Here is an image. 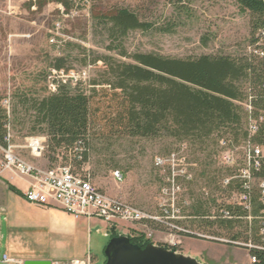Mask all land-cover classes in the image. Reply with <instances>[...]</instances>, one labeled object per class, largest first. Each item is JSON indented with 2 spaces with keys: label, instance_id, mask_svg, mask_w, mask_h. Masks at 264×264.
<instances>
[{
  "label": "rangeland",
  "instance_id": "1",
  "mask_svg": "<svg viewBox=\"0 0 264 264\" xmlns=\"http://www.w3.org/2000/svg\"><path fill=\"white\" fill-rule=\"evenodd\" d=\"M29 1L0 0V102L7 96L12 99L15 93L33 98L48 95L54 58L65 60L64 71L87 70L86 85L74 86L70 80H56L58 87L71 91L77 88L88 95L91 109L97 111L87 164L75 173L89 176L93 186L108 196L160 220L140 226L119 223L118 230L128 235L143 234L151 242L162 239L166 246L202 264H250L244 245H227L224 239L205 235V227L190 224L193 221L189 216L191 207L198 201L206 204L209 216L217 215L219 208L227 205L229 193L223 190L222 182L229 173L218 163L217 147L211 146L202 153L167 138L149 140L123 136L116 128L113 130L109 120L116 108L111 92L92 88L105 85L108 78L101 57L131 62L107 49L112 42L118 45L121 41L109 37L100 21L101 15L125 8L141 21L152 23L153 30L130 32L122 40L127 53L176 59L202 55L244 57L255 34L250 15L241 12L235 0H73L74 5L67 13L55 3L47 4L41 12L28 11L25 5ZM161 28L169 32H159ZM32 127L29 116L23 114L16 125L9 126L14 151L21 159L42 171L73 166L70 161L62 165V154L48 151L47 138L42 134L32 135ZM31 138L45 139L39 157L33 156L28 148L27 140ZM173 154L174 162L171 161ZM181 158H184L183 163ZM181 169H185L186 174L179 173ZM203 171L208 176L202 177ZM115 172L122 175L121 180L114 178ZM6 186L0 183V207L3 203L6 208L0 215L2 247L9 240L30 256L68 261L78 256L75 250L86 247L85 243L70 241L68 249L62 251V245L56 243L48 228L41 229L34 223L35 213L27 208L24 198L8 191ZM12 186L20 193L24 190L21 181H15ZM91 231L88 251L102 264L103 249L109 239L104 238L106 230L101 224ZM240 231L236 226L234 233ZM188 233L196 238L187 237ZM90 259L88 257L86 264Z\"/></svg>",
  "mask_w": 264,
  "mask_h": 264
},
{
  "label": "trees",
  "instance_id": "2",
  "mask_svg": "<svg viewBox=\"0 0 264 264\" xmlns=\"http://www.w3.org/2000/svg\"><path fill=\"white\" fill-rule=\"evenodd\" d=\"M49 3L62 6L66 13L74 5L73 0H30L25 7L28 11L41 12ZM235 3L241 12L251 17V28L255 34L248 46L255 45L258 42L257 31L264 29V0H235ZM100 21L109 37L121 41L118 45L112 42L107 49L131 60L122 62L109 56L101 57L108 78L103 83L105 85L92 86L93 89L102 88V91L105 89L111 92L115 100L116 108L112 110L109 119L113 130L116 128L117 132L128 138L171 139L194 152L205 153L209 147L216 146L217 156L221 139L235 144L249 140L252 144L264 147V56L260 58L247 53L239 58L202 55L176 59L156 54H129L122 40L130 32L153 30L152 23L141 21L136 14L125 8L101 15ZM159 32L169 31L161 28ZM262 50L264 53V46ZM64 62L62 57L54 58L52 67L57 71L65 70ZM249 96L253 97L251 104L254 119L262 118L257 132L251 137L246 131V114L239 105ZM10 101V118L0 106L1 144L7 132L6 127L16 125L19 116L23 114L31 119V134L44 135L48 151L62 154V165L70 161L74 173L82 170L87 164L97 112L91 109L88 95L77 88L71 91L66 87H58L56 92L41 98L15 93ZM227 171L230 175V171ZM205 176L208 173L203 171L202 177ZM254 177L256 180H264V162L261 169L254 172ZM7 186L23 196L11 185ZM252 200L255 215L259 211L256 190ZM212 202L216 205L215 200ZM205 205L198 201L191 207L192 213L189 215L193 218L191 225L205 227V235L224 239L227 245L239 243L244 246H264L257 234L256 223L251 228V234L247 235L248 227L243 222L208 219L210 216L205 211ZM236 226L241 231L234 233ZM116 235L112 230L110 238ZM128 237L132 244L142 249L151 243L143 234ZM187 237L196 238L189 233ZM163 247L176 251L175 248ZM245 249L248 250V256L255 259L253 264H264V250Z\"/></svg>",
  "mask_w": 264,
  "mask_h": 264
},
{
  "label": "built area",
  "instance_id": "3",
  "mask_svg": "<svg viewBox=\"0 0 264 264\" xmlns=\"http://www.w3.org/2000/svg\"><path fill=\"white\" fill-rule=\"evenodd\" d=\"M256 38L258 42L255 45L248 46L247 53L262 58L264 56L262 50L264 46V29L257 31ZM88 74L85 69L80 72L53 69L50 71L52 80L48 83V89L50 93L56 92L58 88L57 79L70 80L74 86L86 85L89 81ZM262 88L264 89V83ZM252 101L253 97L249 96L239 104L247 117L246 131L249 137L257 132L258 123L262 121V118L254 119ZM0 106L10 118V97L7 96L2 99ZM6 129L7 132L2 139L3 144L0 143V172L7 171L30 179L29 189L23 194V198L27 203L40 207L53 204L75 219L95 218L111 227H117L119 223L140 226L160 221L157 217L150 216L131 204L101 192L93 186L89 176L74 173L70 166L42 171L26 163L15 153L9 126ZM44 142V138L27 140L28 148L33 156L39 157L42 154ZM218 144V163L221 167L230 171V175L222 182V188L229 193V198L227 205L220 207L217 215L210 216L208 219L243 222L248 227L247 235L251 234V228L256 223L257 234L264 243V180H256L254 177V172L259 171L263 165L264 147L252 144L249 140L235 144L230 140L221 139ZM175 158L176 156L173 154L171 161L174 162ZM158 162L161 163L160 160ZM180 162L183 163L184 158H181ZM179 173L186 174V171L181 169ZM113 176L116 180L122 178L119 172H115ZM228 188L230 190H227ZM254 190L257 191L259 204V211L255 215L253 214L254 205L252 200ZM148 236L150 237V235ZM245 247L264 250L262 245L252 246L249 244ZM250 262L255 263V259L250 257ZM0 264H24V262L10 258L0 248Z\"/></svg>",
  "mask_w": 264,
  "mask_h": 264
},
{
  "label": "crops",
  "instance_id": "4",
  "mask_svg": "<svg viewBox=\"0 0 264 264\" xmlns=\"http://www.w3.org/2000/svg\"><path fill=\"white\" fill-rule=\"evenodd\" d=\"M15 181H21L23 183L24 190L21 192V194L23 195L29 189V184L31 182L30 179L11 174L7 171L0 172V183H2L4 186H5V183L6 185L9 184L12 186V184ZM7 190L10 191L8 187H7ZM25 203H26L27 208H29L30 211L35 213L34 216L32 217L34 219V223L37 226H39V228L41 229H43L44 227L48 228L49 230L48 233H50V235L57 241L56 243H58L59 246L62 245V248H61L62 251L68 249V244L70 241H73V244L74 243H85L86 247L84 248L81 247L80 248L81 250H75L76 255L78 256L69 261L68 260H54L51 258H42L38 256H30L29 254H25L22 251V249H19L16 244L10 242L9 240H8V243L4 247H2L1 246L2 236L0 235V248L3 253H6L10 258L18 259L23 262L27 260H48V261H51L53 264L55 263L56 264H67L68 262H71V261H79V262H84V264H86L88 257H90L91 259L90 261L88 260V264H101V261L94 259L89 254V251H88V246L90 244L91 235H92L91 230H92V227H95L97 224H101L106 230V232L103 234L104 238L109 239L112 233H109L108 230L112 232L113 227L95 218L75 219L73 216L69 215L68 213L64 212L62 209H60L59 207L53 204L47 207H40V206L29 204L26 201ZM2 206L3 207H0V215L6 212L5 204L2 203ZM35 218H38V219L35 220ZM9 219L13 220V217L10 216ZM113 231L117 235L130 236L126 234L124 231H119L117 227ZM151 243L160 245V246H166L165 241H162V239H160V241L158 242H151ZM222 248H225L226 250H233L232 248L227 247V246H222Z\"/></svg>",
  "mask_w": 264,
  "mask_h": 264
},
{
  "label": "water",
  "instance_id": "5",
  "mask_svg": "<svg viewBox=\"0 0 264 264\" xmlns=\"http://www.w3.org/2000/svg\"><path fill=\"white\" fill-rule=\"evenodd\" d=\"M14 193L13 190H10ZM116 227H113V230ZM103 264H202L190 255L166 249L153 243L140 248L130 242L128 236L109 238L104 249ZM24 264H53L48 260H27Z\"/></svg>",
  "mask_w": 264,
  "mask_h": 264
}]
</instances>
